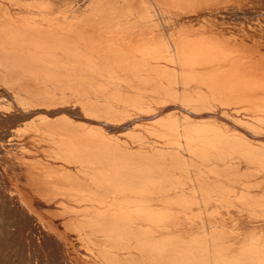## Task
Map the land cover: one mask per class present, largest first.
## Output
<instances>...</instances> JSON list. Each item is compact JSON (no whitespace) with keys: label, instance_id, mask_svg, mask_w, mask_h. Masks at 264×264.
I'll list each match as a JSON object with an SVG mask.
<instances>
[{"label":"bare ground","instance_id":"1","mask_svg":"<svg viewBox=\"0 0 264 264\" xmlns=\"http://www.w3.org/2000/svg\"><path fill=\"white\" fill-rule=\"evenodd\" d=\"M1 135L86 264H264V0H0Z\"/></svg>","mask_w":264,"mask_h":264},{"label":"rangeland","instance_id":"2","mask_svg":"<svg viewBox=\"0 0 264 264\" xmlns=\"http://www.w3.org/2000/svg\"><path fill=\"white\" fill-rule=\"evenodd\" d=\"M233 28H236V25H234ZM6 137H8V135H6V136H4V135L2 136L1 135L0 142L6 141L5 140V139H7ZM3 159L5 160L4 155H0V203L2 204V208L4 209L5 207L9 206L11 209H14L13 206H18V205H20L21 202L26 203V205L29 208V210L31 211V213H34L33 215H35V217L40 222V224H41L40 226L42 227V225H43L42 228L47 232V235H49V236L54 235L59 240H61L63 242L62 245H59V246L57 244H55V243L52 244L53 243L52 240L47 239V238L45 239V236L43 235V231L41 230L42 228L41 229L39 228L40 226L39 227L36 226L37 229L36 230H34V229L32 230V228H33L32 223H30V222H28L27 224L24 223L26 221V220H24L25 217L19 216L18 215L19 214L18 212L14 213L16 215V217L17 216L20 217V219H19V217H18V219L16 218L17 221L18 220L19 221L22 220L21 222H19V227H18V224H17L18 222L16 223L17 224V227L19 228L18 229V232L21 233V236H19L21 238L20 240H22V238H23L22 235L23 234H25L23 236L26 237V239L28 240V251H27L28 252V255H27V258H26V263L27 264H32L31 263V259H30V256L33 254L32 252H34L35 254H37V253H40V254L43 253V255L45 257L44 259H47L49 261L48 256L50 257V255H52L51 252L54 253V251H55L56 254L58 253V256H59L58 263L57 264H72V263L73 264H86L83 261V257L82 256L80 257V255H78L75 252V250L72 248L71 239L69 238L68 234L64 230H62V228L59 225H57L55 221H53L49 217H47V215L45 213L43 214V212L36 205H34L32 203V201H30V203H29L28 200H24L25 197L21 193V189L22 188H19L20 185H21L20 187H22V184H20L19 182H17L16 179L14 180V176H12V174H11L12 172L10 170L8 171V169H7V167L9 165H7L5 163V161H3ZM3 163L6 164V165H4ZM3 167H5L6 169L3 168ZM7 172H9V174ZM8 184H10V185H8ZM17 185H19V186H17ZM3 216L5 218L8 217V216H6L4 214H3ZM29 223L31 224V226H30ZM28 224H29V226H25V225H28ZM22 229H23V231H22ZM21 231L23 232V234H22ZM0 233H1V231H0ZM30 237H33V238H30ZM34 237L36 238V240H35ZM30 239L33 240V241H37V245L35 246V248H37V251H36V249L33 251L34 246L32 244V241H30ZM47 243L49 245H47ZM50 244H52V245H50ZM63 245H64V248H65V250H63L64 251V254H67L68 259L67 258H61L60 251L62 250ZM51 246H53V247H51ZM48 250H49V253H48ZM0 251L2 252V253L0 252V254L3 255V249H1ZM6 251L7 250H4V253ZM1 255H0V258H1L0 264H5V263L6 264H8V263L14 264V263H16V261L18 263V258L19 257L17 255V252L15 254V257L4 258ZM16 256H17V258H16ZM2 258H3V261H2ZM11 260H12V263H11ZM37 264H39L38 259H37ZM43 264H47V263L44 262Z\"/></svg>","mask_w":264,"mask_h":264}]
</instances>
